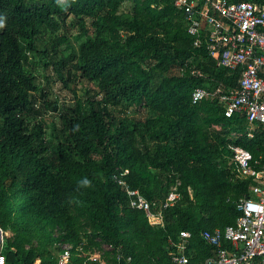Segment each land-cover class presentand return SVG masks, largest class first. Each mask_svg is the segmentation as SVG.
Returning a JSON list of instances; mask_svg holds the SVG:
<instances>
[{"label":"trees","instance_id":"obj_1","mask_svg":"<svg viewBox=\"0 0 264 264\" xmlns=\"http://www.w3.org/2000/svg\"><path fill=\"white\" fill-rule=\"evenodd\" d=\"M68 17L82 39L76 52L64 31ZM0 19L6 263L55 264L57 241L82 238L121 246L131 257L127 264L167 262L169 240L184 229L200 257L211 253L201 231L233 223L236 202L252 182L236 176L227 144L264 160V129L255 124L249 138L238 125L242 116H226L218 96L192 102L191 93L233 86L239 72L216 65L204 42L192 46L171 0H0ZM33 57L69 88L72 103L49 96ZM125 168L129 187L151 201L180 181V198L163 210V226L129 205L113 178ZM84 178L90 187H78Z\"/></svg>","mask_w":264,"mask_h":264},{"label":"built area","instance_id":"obj_2","mask_svg":"<svg viewBox=\"0 0 264 264\" xmlns=\"http://www.w3.org/2000/svg\"><path fill=\"white\" fill-rule=\"evenodd\" d=\"M186 19V30L193 36L192 46L202 42L216 65L237 70L236 84L217 86L215 90L195 87L192 102L211 94L218 96L224 106V114L237 113L247 124V137L253 136L255 124L264 129V0H171ZM192 73L200 71L189 67ZM239 137L241 132H233ZM229 164L237 177L252 182L249 195L236 202L238 215L223 228L204 229L200 236L212 247L211 253L200 257L193 246L192 233L180 230L176 239L169 240L167 262L153 259L149 264H264V160L254 159L251 152L238 144L228 143ZM127 169L113 174L123 185L129 205L142 209L148 222L163 226V210L180 198L175 178L163 200L151 201L138 189H132L124 180ZM189 193L190 188L188 189ZM0 228V264L6 263L5 236ZM99 242V238L94 239ZM55 264H127L131 257L121 246L101 242L98 245L82 238L76 243L59 240L55 243ZM125 260V263L122 261ZM39 261V260H37Z\"/></svg>","mask_w":264,"mask_h":264},{"label":"rangeland","instance_id":"obj_3","mask_svg":"<svg viewBox=\"0 0 264 264\" xmlns=\"http://www.w3.org/2000/svg\"><path fill=\"white\" fill-rule=\"evenodd\" d=\"M121 8L125 9V10H129L131 8V6L123 5ZM64 31L68 35L70 43L76 52L77 46L79 44V40H82V39H79V40L75 39V34L78 33V28H77L76 24L74 23V21L71 20V17L67 18L66 25L64 26ZM45 41H47V38H44L43 42H45ZM32 59H34L36 65H37L36 68H37V73L39 74L40 82L43 83L44 87L50 92L49 96L53 99H56L58 101L59 105L72 103V101H73V95L72 94L73 93L69 90V88H67V87L65 88L62 85V82L58 79L57 75L50 68V66L47 69H43L42 66L40 64H38L39 60L36 57H33ZM43 75L49 76V81H48L47 85H45V83H47L46 76H43ZM69 86L70 87L77 86L78 88H80L81 85H78V84L76 85V84L71 83ZM54 114L55 113H52V112L47 113L48 116H53ZM54 119L57 121L58 120L57 116H54ZM238 125L242 129L246 128V126H247L245 121H243V123L242 122L238 123ZM241 130H239V131H241ZM235 132L237 133L238 131H235ZM3 234L5 237L11 236L9 231H5V232H3Z\"/></svg>","mask_w":264,"mask_h":264},{"label":"clouds","instance_id":"obj_4","mask_svg":"<svg viewBox=\"0 0 264 264\" xmlns=\"http://www.w3.org/2000/svg\"><path fill=\"white\" fill-rule=\"evenodd\" d=\"M3 27H4V21H3V19H0V28H3ZM90 186H91V181L87 178H84L78 182V187L87 188Z\"/></svg>","mask_w":264,"mask_h":264},{"label":"crops","instance_id":"obj_5","mask_svg":"<svg viewBox=\"0 0 264 264\" xmlns=\"http://www.w3.org/2000/svg\"><path fill=\"white\" fill-rule=\"evenodd\" d=\"M259 1H262V0H259Z\"/></svg>","mask_w":264,"mask_h":264},{"label":"water","instance_id":"obj_6","mask_svg":"<svg viewBox=\"0 0 264 264\" xmlns=\"http://www.w3.org/2000/svg\"><path fill=\"white\" fill-rule=\"evenodd\" d=\"M248 264H251V263H248Z\"/></svg>","mask_w":264,"mask_h":264}]
</instances>
